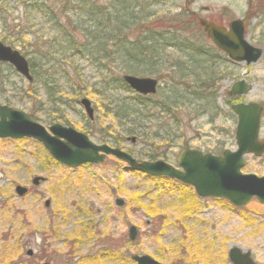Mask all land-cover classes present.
I'll use <instances>...</instances> for the list:
<instances>
[{
	"label": "rangeland",
	"instance_id": "rangeland-1",
	"mask_svg": "<svg viewBox=\"0 0 264 264\" xmlns=\"http://www.w3.org/2000/svg\"><path fill=\"white\" fill-rule=\"evenodd\" d=\"M45 3L46 14L34 11V5ZM261 7L254 17L248 15L247 0H0V40L26 56L40 77L29 84L0 63V105L26 112L46 127L71 126L95 144L116 147L119 142L138 162L165 160L177 166L178 153L187 148L215 156L235 151L230 87L242 79L252 83L244 101L264 105V0ZM126 8L146 30L182 33L195 47H177L178 39L165 36L149 56L135 52L137 60L130 59L124 52L132 51V42L113 48L118 39L107 37L113 31L101 16ZM244 18L249 42L263 55L255 64H232L216 53L199 19L227 25ZM88 29V35L98 34L96 45L103 42L109 56L98 59L86 49L88 56H72L70 42H92ZM124 75L160 82L157 95L145 101L155 108L135 124L113 120L115 107L130 106L135 96L119 87ZM82 98L92 103L93 122L80 105ZM246 160L243 173L264 176V157ZM35 177L45 182L36 187ZM18 186L28 194L19 198ZM118 198L127 203L124 209L115 207ZM130 225L139 231L134 243L127 235ZM234 247L264 264V206L257 201L240 210L223 200L200 199L179 182L130 171L112 157L69 169L36 141L0 140V264H135L131 258L137 255L161 264H230Z\"/></svg>",
	"mask_w": 264,
	"mask_h": 264
},
{
	"label": "water",
	"instance_id": "water-1",
	"mask_svg": "<svg viewBox=\"0 0 264 264\" xmlns=\"http://www.w3.org/2000/svg\"><path fill=\"white\" fill-rule=\"evenodd\" d=\"M200 24L212 43L226 53L230 60L250 65L261 59L263 51L248 43L242 21L231 22L228 30L205 20H200ZM0 61L12 64L19 74L29 82L33 81L26 60L1 42ZM124 81L139 94L157 93V80L125 76ZM236 86L241 88L239 95L247 94L251 90V86L244 82ZM82 105L89 118L93 119L91 103L85 99ZM232 110L238 116L236 130L238 150L235 153L225 151L220 157L204 155L197 150H183L177 157V164L183 172L164 161L139 163L129 153L106 144L96 145L86 135L70 127L53 124L46 130L28 114L3 105H0V139H33L41 143L56 161L71 168L84 164H101L106 157L112 156L126 163L131 170L150 177H168L192 185L201 198L226 199L238 208H245L254 199L264 205V176L241 173L246 155L260 157L264 153V143L258 141L263 108L259 104L250 103L233 106ZM42 181V178H34L33 185L38 186ZM27 192L26 188L20 186L16 188L19 197H24ZM50 204V201H47L45 207L49 208ZM115 204L121 207L125 202L117 199ZM136 237L137 228L131 227L130 239L135 240ZM28 255L32 256V251H29ZM229 259L233 264H254L251 253H243L237 247L229 251ZM132 260L137 264H160L145 255L133 256Z\"/></svg>",
	"mask_w": 264,
	"mask_h": 264
},
{
	"label": "trees",
	"instance_id": "trees-1",
	"mask_svg": "<svg viewBox=\"0 0 264 264\" xmlns=\"http://www.w3.org/2000/svg\"><path fill=\"white\" fill-rule=\"evenodd\" d=\"M86 4V3H85ZM128 9H124L122 11H116L113 14H108V15H101L104 16L106 19V22L110 23L112 31H113V35L111 36H107L108 38H117L118 41L115 42V45H112L113 48L119 46V47H123L127 46V42H132L131 45L132 47H143V50H151L152 51V46H159V42L166 36H171L172 38H176L179 42L177 47H183V45H186L189 48H194L195 45L191 44V43H186V42H190L189 38L188 39H183L182 33H177L175 32L174 34H164L163 32H150L148 30H146L143 27V23L141 22V20H139L136 16L133 15V13H128ZM128 13V14H127ZM124 22H122V21ZM115 23H121L122 25H125V27L121 28H117V30L114 29L113 25ZM126 27H128V31L126 29ZM105 31V30H104ZM188 32V30H185ZM86 32V31H84ZM89 29L87 31V35H88ZM134 32H137L136 35L134 36ZM102 33V32H101ZM88 37H90V39H92V42H90L88 39L87 41L83 42L86 44H82L81 46H77V44L75 42H70L69 45V51H72V56L76 55V54H84V51L86 49L87 54H97L100 57L98 59H102V58H106L107 56H109L110 52H108L107 50V46L104 45L103 42H99V44L96 45L97 43V39L98 34L94 35V33H91V35H88ZM74 40H78L74 37ZM72 43V45H71ZM117 45V46H116ZM80 48L82 50H80ZM125 54H127V56L132 55V52H128L125 51ZM85 56H88V55ZM112 54V53H111ZM48 56H55L53 53H48ZM35 67H32V73L34 75V82H38L39 80V76L37 71L35 72ZM60 69V68H57ZM46 74H48L49 72H45ZM49 78H51L53 75L48 74ZM119 83V87L123 88V89H127V86L122 82H118ZM44 85L47 87V89L51 88L52 84H49V79L48 81H44ZM110 85L116 89V85L114 83H110ZM134 94V93H133ZM48 95L50 98L54 97V93L53 92H48ZM54 102H59V100H52ZM145 101H151V99H147V98H142L140 96H133V100H131V102L133 104H129L128 105H122L120 107H115V113L113 114V120L119 121V122H124V124L130 123V124H135L136 120H140L143 118H147L148 114H150V109L153 110L155 107L151 106L150 103H146ZM140 106L139 108L137 107H133V106ZM137 108L136 111H134ZM147 114V115H146ZM142 117V118H141ZM149 118V117H148ZM137 132V129H135ZM136 132L134 131H129V135L131 136H137L139 135L138 133L136 134ZM115 146L117 148L121 147V144L119 142L115 143ZM152 160L155 159L154 157L151 158Z\"/></svg>",
	"mask_w": 264,
	"mask_h": 264
},
{
	"label": "flooded vegetation",
	"instance_id": "flooded-vegetation-1",
	"mask_svg": "<svg viewBox=\"0 0 264 264\" xmlns=\"http://www.w3.org/2000/svg\"><path fill=\"white\" fill-rule=\"evenodd\" d=\"M248 1V15H254V17H256V10H257V7H258V11H257V14H259L261 11H262V7L261 8H259V5L261 4V0H247ZM263 1V0H262ZM233 20H241L242 22H243V24H244V27H245V31L247 32L248 30L247 29H249L248 27H247V21H246V19L244 18V19H233ZM233 20H231V21H233ZM210 21H212V22H214L216 25H218V26H221V27H228V24L229 23H227V25H226V23H220L219 21H217V20H210ZM2 41V40H1ZM3 42V41H2ZM4 43V42H3ZM5 44V43H4ZM13 49H17V48H15V47H13V46H11ZM220 54L221 55H223L224 56V58H226V56L223 54V53H221L220 52ZM227 59V58H226ZM228 60V59H227ZM229 61V60H228ZM230 62V61H229ZM232 63V62H231ZM232 64H235V63H232ZM240 82H244L246 85H250L251 86V90L247 93V94H244V95H239V93H240V91H241V88H239V87H237L236 85L238 84V83H240ZM253 91V85H252V83H249L248 81H246V80H244V79H242V80H239V81H237V82H234L233 84H232V86L230 87V89H229V91H228V97H229V102L230 103H232L230 106L232 107L233 105H235V104H239V103H246L245 101H244V97L245 96H247L250 92H252ZM240 101V102H239ZM248 103H251V102H248ZM259 104V103H258ZM259 105H261V104H259ZM261 107H263V112H262V121H263V118H264V105H261ZM232 113H233V111H232ZM262 121H261V127H260V132H262L263 130L262 129H264V127L262 126ZM260 140L261 141H264V136L262 137L261 136V133H260ZM264 157V156H263ZM251 258H252V260L256 263V264H259V263H257L256 262V260H254V258H253V256H251ZM230 264H232L231 262H230Z\"/></svg>",
	"mask_w": 264,
	"mask_h": 264
},
{
	"label": "bare ground",
	"instance_id": "bare-ground-1",
	"mask_svg": "<svg viewBox=\"0 0 264 264\" xmlns=\"http://www.w3.org/2000/svg\"><path fill=\"white\" fill-rule=\"evenodd\" d=\"M114 39V38H113ZM144 48L143 47H136V48H132V53H138V54H140V55H142V56H149V52H151V50H143ZM131 59V58H130Z\"/></svg>",
	"mask_w": 264,
	"mask_h": 264
}]
</instances>
